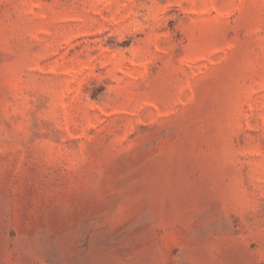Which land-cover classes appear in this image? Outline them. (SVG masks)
Returning <instances> with one entry per match:
<instances>
[{"label":"rangeland","instance_id":"1","mask_svg":"<svg viewBox=\"0 0 264 264\" xmlns=\"http://www.w3.org/2000/svg\"><path fill=\"white\" fill-rule=\"evenodd\" d=\"M0 264H264V0H0Z\"/></svg>","mask_w":264,"mask_h":264}]
</instances>
